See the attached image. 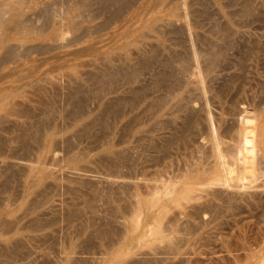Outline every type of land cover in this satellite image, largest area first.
<instances>
[{"label": "rangeland", "instance_id": "rangeland-1", "mask_svg": "<svg viewBox=\"0 0 264 264\" xmlns=\"http://www.w3.org/2000/svg\"><path fill=\"white\" fill-rule=\"evenodd\" d=\"M6 1H8L9 3V5L7 6L8 10L9 8H13L16 10L15 12H10L9 16L7 15L9 17V23L7 27L0 26L1 37L7 36L9 34L13 36L12 39L6 41L5 48H2L0 45V57H2V55L4 54V49H6L8 45L14 44L19 51L16 54L15 58L11 60V62L6 63L5 65L4 63L0 62V64H2V67L0 68V100L1 98L4 99L5 96L8 97L10 95L8 97L9 100L16 99L19 102L29 103L33 106L38 105L39 107H36L39 108L37 109V111L39 110V118H41L42 116V118L44 119L47 117L46 115L51 116L55 110L54 115L48 117V121L47 119H45L47 122L44 119H41L42 121L47 123V126L49 125L50 127H53L52 129L54 131H57V129H60V131L56 135V142H54V148L52 152H49L47 155L42 156L41 159L38 158L37 153V147L43 144V140L39 139L41 138V134H37L36 138L39 137L38 140H32V151L30 153V156L26 154L25 150H20V148L18 149L17 142L10 143L11 147L14 145V147H12L13 149H11L12 151L8 149L9 151H5V153H7L5 155L3 154V156L5 157L9 155L10 152L9 158L11 159V161L17 160V162H20L21 160V162H25L27 160L25 163L29 162L33 167L35 166V168L37 169L33 172L34 175L38 174L39 169L41 168L47 169V175L43 179L41 189L45 188V190L43 189L42 193L44 194L45 192H47L45 194L49 195V197L51 196V199L55 201V206L59 210V219L57 218L54 221L52 227H49L50 230L49 228H46L35 232L34 234L37 236V240H41L43 238V241L41 243H37V241L34 239L31 242L29 249L22 248L21 250L23 251H20L19 255L13 258L11 262V258L7 257L10 254L11 250H6L5 253H3V251L2 253L0 252L2 254H0V264L2 262H4V264L5 262L6 264H133L135 263V261L137 263L153 258L162 259L167 256L170 257L171 255L172 258L168 260L169 262H171L169 264H264V189L256 187V184L258 180H260V177L261 180H264V165L260 164L256 165L254 168H247L245 172V175H247L245 177L248 179H245L246 184L241 186L238 179L239 177L244 176L243 168L238 167V165H226V168H213L215 164V157L213 156V151H211L209 138L211 129H207V125H205L204 120L202 122L200 120V125L196 137V140L198 142L195 141L194 143V140H192L191 137L185 136V132L186 135H188V132L186 131V120L190 116L189 114L191 113V111H194L196 113V111L200 110L204 105V99H202L204 98V93H202L199 88L198 90H194L193 88L195 87L191 89V98H193V100L195 99L196 101H190L191 108L185 109L181 106V111H177L176 108L175 115L172 117V120L174 119V117L175 119L172 122L173 125L171 126H174L175 124V127H171L172 129L170 128V131L177 133L176 137H178V139L180 136L181 137L179 140H177L178 144L175 149H173V154L171 153L169 157V166L165 169L167 172H165L163 176L164 180H166V177H168L166 181L169 184L177 185L178 190L182 193L181 195H186V192L193 190L196 191V197L190 199L189 201H181L179 205H173L170 211L159 220H156L154 217L147 218L145 217V215H142L140 218L139 229L134 227L130 218L117 216L119 215V213L114 211V204H111L110 208L106 207L109 206V204H106V200L104 197L116 194L117 198L119 195H125L121 194L120 192L119 194H117L118 187L115 189V186H119L120 182H117V178L114 179V177H111L113 172L106 169L102 164L101 158H103V156H100L103 154V151H101L104 144L102 140L104 139L103 136L105 135L103 134V127L100 124H96L95 126H93L92 133L87 137L84 134L82 135V130L80 129L82 125H85L86 123L90 122L89 120H92L95 116H98L100 112V105L105 100L104 95L100 93L101 91H99V93L101 94V97L99 96V98L102 99L99 100V98L97 97L99 93L97 88L95 87L101 89L97 82V79H99L101 76V73L99 71L102 72L106 67L105 63L107 57L115 58L117 64L118 59H125V57L127 56H131L134 62L137 61L136 57L138 55H142V57L147 58V54L145 51L150 48L151 43L154 41L155 35V33L151 29L154 28V26L162 24V18H167L169 16L176 17L179 13H182L186 17V19L184 18L183 20L188 21V23H190L192 26L200 25L202 27V29L200 30V34L202 33L204 35H201V39L209 40L210 38L214 37V33L216 35H219V33L222 34L225 32L221 31L224 29H222V26H224L228 21L234 23V44L237 42L236 44H238V46L236 47L235 44L231 49L230 47H227L228 44H225V41H221V47L223 45V48L227 49H225V51H228V48L230 49V51L225 53V56L220 60L221 63L219 61L218 68L214 72V75L219 77L216 79L215 86L221 84L223 85L227 80L229 81V79H232V81L230 80L233 83L232 88L229 94L222 98L221 102L210 104L211 110L214 111H212L211 113V118L214 122L215 127L216 124L222 125L224 121L225 122L223 124V127L225 125L228 127L229 123H233H231L232 125H230L231 128L229 127L230 129L233 128V131L231 130L232 132H229L227 134V137H223L221 150L227 153L228 148H230L232 144H234L239 139V132L245 129V127L249 126V128L251 129L252 125H256L258 126V131L260 134L261 130L264 129V0H249L250 3L248 2V0H242V2L241 0H138L136 2L137 4H134V6L125 13L123 18L114 22L113 24H111V26L108 25L110 28L105 25L108 18L107 16L109 15L108 12L107 14H105L106 11L102 10L101 13H98L101 18L99 16L96 17L97 11L94 10H98L99 7H103L101 6V3L99 4L97 2L99 0H96L95 3L93 2L95 0H86V3H84L82 6L79 5L83 0H73L74 2L77 1L79 3L78 6H75L73 4V1L72 5H67V0L65 3L59 0H55L57 1L55 2V4L64 3V5H61L64 12L62 10H56L57 12L53 13V16L55 17L54 21L50 22V25L42 20V18L40 17V13L48 6L51 7L54 4V0H0V6L1 3H4ZM91 1L94 3V5H90L89 2ZM243 1L244 3L247 1L249 4L245 5L247 3L244 4ZM242 4H244L245 7L250 6L249 8L251 10H254L250 14L251 16L248 15L244 17L245 14L242 15V12L245 9V7H243L244 5ZM55 6L58 9V6ZM64 6L66 8L65 10ZM91 7L94 8L92 9ZM198 10L204 12L206 11V14H209L210 12L209 15H212V18L210 16L205 17L207 16L205 13H201L200 15V12ZM60 11L63 14L60 13ZM89 11H93L95 13L92 12L91 14L89 13ZM83 12H87L91 16L89 15L87 19L84 14L81 15V18L84 17L85 20L84 18H80V24L75 28L69 27L68 23L64 20L70 19L72 14H78L77 16L80 17V14ZM256 12H259V14ZM20 14L22 15L21 18L23 19H25V16L28 17L29 24L27 23L26 26H20L18 24V21L20 20ZM35 15L36 18H40L39 20L37 19V23L36 21L35 23L33 21L34 19H36ZM61 17H64L62 22L60 21ZM257 18L259 20H256ZM99 19L102 20V23L101 20L99 22ZM40 20L42 21V23ZM233 20L237 21L234 22ZM211 21L214 22L211 23ZM59 22L61 23V25ZM98 22L101 23L100 26L102 30L99 28ZM179 23L181 22L179 21ZM94 24L97 25L95 26ZM213 26H215V28H213ZM86 28H88V31L90 32L89 34L88 32L86 34L83 32V30L85 31ZM94 28L97 32L94 30ZM96 28H99L100 30ZM36 29L39 30L37 31ZM216 29L220 32L216 33ZM81 33L84 35H80ZM242 33H244V36L242 35L241 39L244 40V38L247 37V44L244 42L246 39L244 41L240 40ZM250 34H252V38L250 37ZM254 36H257V39ZM2 43H4V41H2ZM130 43L131 45H129ZM147 43H149L150 45H148ZM188 44H190V42ZM242 44H246V46ZM35 45H37L39 49ZM44 45H46L49 49H46L48 52L43 49L42 46ZM199 45L200 44L198 43V46ZM241 45L243 47H241ZM255 45L257 50L249 55V48L254 47ZM34 46L35 48L31 50L30 47ZM46 46H44V48ZM189 46L188 48H186L188 50H185L184 54L186 55L187 53L190 56L191 46L190 48ZM24 47L28 49L26 50V48ZM40 47L42 48V50L40 49ZM25 53H27L26 56ZM245 57L247 60L245 59ZM0 61L2 60L0 59ZM95 73L99 76V78L97 76L96 79L95 75L92 76L91 80L90 75H93ZM240 75H242V77ZM212 76L213 74H211L210 77H206L205 75H203V82L208 83L209 79ZM243 76L245 77V79ZM93 77H95V79H93ZM242 78L244 79V82ZM223 80H225V82ZM95 81L97 82V84L94 83ZM55 84L58 85V87H56ZM37 85L39 86V88L42 85L44 87L42 86L43 88L39 89ZM77 86L80 88H78ZM238 86H240V88ZM73 87L76 88L73 89ZM93 87L95 88L93 91L95 93L97 91L98 94L96 93L97 96H95L96 94L92 95L91 98L89 92L92 91L91 89H93ZM44 88L45 90L43 91ZM27 89L30 91H28ZM14 91L16 93H14ZM32 91H35L33 93L36 94L37 97H35L36 95L34 96V94H32ZM79 91L81 94H75ZM84 91L87 93H84ZM69 92H74V94ZM82 93H84L85 95ZM40 94L44 97V100L43 97L40 96ZM47 94H49V97L47 96ZM87 94L89 98L85 97L87 96ZM195 94H197V96ZM38 95L41 98H39ZM76 95L78 96L77 99L75 97ZM115 95L116 94H112L111 96ZM94 96L97 98L95 99ZM210 96L211 94L209 92L206 93L205 97ZM32 97H34V99L36 100L37 98L42 99L44 101L43 104L41 100V102H39V100H31L30 98ZM79 97L82 98L80 99ZM191 98L188 97L186 99L190 100ZM82 100H84V102ZM229 100L234 101V103L232 104V101L229 102ZM75 101L78 102L75 103ZM198 101H200V105ZM81 102L83 103L81 104ZM191 102H193V105ZM2 103L3 100L0 101V106L2 105ZM76 106H80L82 110L79 108L76 109ZM227 106L228 109L226 108ZM229 108H231V111L229 110ZM83 109L85 110L83 111ZM73 111L80 113L81 117H78V115H74L75 112L72 113ZM234 111L235 113L237 112L236 115H234ZM4 113V111H1V114ZM247 115H250L252 117V120L250 119L251 124L249 122V124H247ZM68 116H70L71 118ZM233 118H236L235 121L232 120ZM220 119L224 120L220 122ZM119 121L120 122L117 123L118 132L114 135H111L113 142L114 144L119 145L125 150L129 148L133 149V146L135 147L134 150L126 151V153H129L127 155H131V157L134 156L133 158L138 159L135 161V168H137V171L139 172L137 173V177H134V180H137V178L142 179L141 184L145 186V192H149L152 189L151 185L155 182L154 172L156 169L154 168V163L151 159L154 153L151 148L148 147V140L150 139L143 138V140L141 139V141L139 140L137 142H134L136 140L135 138H133L129 143L121 144L122 137L120 131L121 128L123 129L122 126H124V122L122 120ZM1 125L0 127L3 128V126L8 125V123H3ZM49 126L48 128H50ZM200 126H202L203 128ZM1 128V138L13 139L12 136L14 137L15 135H17V132H4L1 130ZM45 128L46 129H44V132H47L48 128L46 127V125ZM98 128H100V130ZM173 128L176 130H174ZM80 130L81 132H79ZM93 132L95 133V135ZM182 136L185 137L182 138ZM185 138L187 139V142L184 141ZM38 141L41 142L38 143ZM51 143V140H48L46 142V147L48 148ZM33 146L35 147L33 148ZM136 148L139 150H137ZM142 149L143 151H141ZM225 149L227 150L225 151ZM14 151L16 153H14ZM80 151L81 153L85 151L84 154L86 153V156L84 155V157L83 155H79ZM136 152L139 153L140 156ZM11 153L13 155H11ZM42 154L45 153L43 152ZM73 154H78V157L73 156ZM149 154L152 156H150ZM144 155L145 157H143ZM69 157H72V159L75 158L76 160H72V164H69L67 162ZM1 160L2 157H0V161ZM3 173V167H0V184L3 183V180H6V174ZM8 174L9 173H7V175ZM182 174L184 175V177H181ZM200 175L201 177L198 178V176ZM253 175L256 177L259 176V178L257 177L258 180ZM16 176H13V178H11L10 184L13 187L18 188L16 191L18 194V192H21L22 190L24 180L21 177ZM178 176L180 177V179H182L180 180ZM224 177H234V179L231 181V187L227 188L220 184L218 186V183L210 185L211 182L215 180V178L224 179ZM77 178H79L80 180H82V178H88L87 180L91 179L92 182H97L96 185H101L96 186H99V188H93L92 185L81 186L78 184V182H75L76 180H78ZM94 179H96L97 181L95 182ZM99 180H101V182ZM113 180L116 181L113 183ZM174 180H176L175 183ZM19 181L21 182L19 183ZM102 185H104L103 187L105 189L102 188ZM205 185L207 186V188ZM73 187L75 188L73 189ZM106 189L109 191H107ZM215 190H222L227 194H222L221 196L213 199L212 193H214ZM103 191H107V193H104ZM210 191L212 193H209ZM88 192H90L89 196L91 195V198L92 194L93 197L98 193L104 195L102 196L100 194L103 197V200H97V202H95L94 204L95 206L97 205V207L95 208L96 210L92 212V215L95 218L91 217V212L89 210V212L86 213V207L92 200L91 198H87L89 197L87 194ZM251 192L254 194H252ZM199 193L203 194L204 196L200 195ZM79 194H81L82 196H80ZM198 194L200 197L198 196ZM14 197L15 198L12 199V208L9 207V203H7L4 199V204V201H1L3 206L2 204H0L2 206L0 207V222L5 218H8L6 216V210L12 212L17 211L25 205L23 203L19 204L20 198L17 195ZM229 197L231 198V200H229ZM76 198L78 199V202H76ZM211 199L215 201L214 203L217 205L216 208L220 207V209H216L214 207L215 205L211 206L214 204ZM207 200L210 202H208ZM79 202L80 204L77 205ZM104 203L106 204L105 206ZM78 206L81 209L80 211H82L83 215L69 219L66 216L69 208L71 207L72 209L77 210L76 208H78ZM213 207L215 208V210ZM198 208L200 209V211L198 210ZM205 208L210 209L209 213L208 211H206L207 209L205 210ZM202 210L205 211L203 212ZM219 210H222L223 212L220 213ZM198 211L202 215V217L199 216L200 214L197 215ZM201 211L203 212V214ZM214 211L216 213H214ZM205 212L207 213L205 214ZM211 212H213V214ZM197 216H199V218H197ZM107 220H109L108 222L111 225L108 224ZM47 221H49V219L45 220V222ZM93 222L94 224H92ZM105 223L110 226V229H108V226ZM179 223H181V225ZM159 225L161 226L160 231L162 232V234H160V236L158 237L157 235H154L152 231ZM80 227L83 228L81 229ZM97 228H100L101 231H106L107 229V235L96 234ZM5 230L6 228L0 224V234L5 233V235L11 236L10 234H6L7 231ZM151 233L152 235L150 236ZM23 234H27L26 236H28V234L33 233L31 231V228H26L23 230ZM126 235V240L123 242V244H120V238ZM162 236H168L166 239L167 242H165L166 244L159 240V238H161ZM111 238L113 239V241ZM180 238L182 241L180 240ZM141 240H143V242H141ZM3 241L4 240L0 237V243ZM35 243L38 245H36ZM156 243L163 244L161 249H159V244L156 245ZM175 245H178V251L167 250V252H174V254L171 253V255L169 254L170 256L167 253L166 255L164 254V256L163 254L159 255L161 252H166V250L163 251V249H168L170 247L172 248V246L174 247ZM36 253H38L39 255L37 256ZM2 256L4 260H6L5 258H7L9 262L7 260L4 261L3 259H1ZM44 259L46 262H42L44 261Z\"/></svg>", "mask_w": 264, "mask_h": 264}, {"label": "bare ground", "instance_id": "bare-ground-1", "mask_svg": "<svg viewBox=\"0 0 264 264\" xmlns=\"http://www.w3.org/2000/svg\"><path fill=\"white\" fill-rule=\"evenodd\" d=\"M59 1L64 2V3L66 2V0L65 1L59 0ZM72 1L73 0H67V3H68L67 5H69V4L72 5ZM137 1L138 0H99L97 2L99 4L101 3L102 4L101 6H103V7H99V9H98L99 11L96 10V9L94 11H97L96 12L97 13L96 17L99 16L98 13L99 12L101 13L102 10L106 11L105 14H107V12L109 13V15L107 16L108 18H107V22H106L105 25L108 28H110L109 26H111V24H113L114 22L118 21L119 19L123 18L125 13L130 8H132L134 6V4H137L136 3ZM233 1H236V0H233ZM55 2H57V1L54 0V4H55ZM91 2H89L90 5H92V4L94 5L96 0L93 1L94 3L93 2L91 3ZM241 2H242V0H241ZM248 2H249V0H248ZM248 2L246 1L245 3H247V4H245L244 1H243V3L245 5H248L250 3V2L249 3ZM64 3L55 4V5L58 6V9H57V7L54 4L51 7L47 5L48 7L45 10L43 9V11H41V13H40L41 15L39 14L40 17L42 18V20H44L46 23H48V25H50V22H53L54 18H55L53 16V13H56L57 12L56 10H62L63 11V9H62L63 7L61 5H64ZM84 3H86V0H83L82 3H80V5H79V3L77 1L76 2L73 1V4L75 6H78V5L82 6ZM47 4H49V3H47ZM59 4H60L61 7L59 6ZM88 4H85V5H88ZM244 4H242V5H244ZM8 5H9V3H8V1H6L4 3H1V6H0V26L1 27H5V26L7 27L8 23H9V20H8L9 17L8 16H9L10 12H12V11L15 12V10H16V9H13V8H9V10H8L7 9ZM245 5L243 7H245ZM249 7H245V9L243 11L244 13L241 11L242 15L245 14L244 17L250 15L252 13V11H254V10H251ZM59 8H61V9H59ZM65 9L66 8L64 6V10ZM214 11H216V10H214ZM87 12H88V10H87ZM92 12L93 11H89V13H91V14H92ZM199 12H200V15H201V13L203 14L206 11L205 12L204 11H199ZM60 13H62V12L60 11ZM86 13H84V12L81 13L80 17L77 16L78 14L77 15H73L72 14L70 19H64V17H61L60 21L62 22V20L64 19L68 23L69 27H74L75 28V27H77V25L80 24L81 19L84 18V17L81 18V15L84 14L86 16V18L88 19L90 14L87 13L88 14V16H87ZM93 13H95V12H93ZM207 13H208V10H207ZM256 13L259 14V12H256ZM209 14H210V12H209ZM209 14H206L207 16H205V17L210 16ZM219 15H221V14H219ZM37 16H38V13H37ZM252 16H253V14H252ZM21 17H22V15L20 14V20L18 19L19 20L18 24L20 26H26L27 23L29 24L28 17L25 16L24 17L25 19H23ZM244 17H242V18H244ZM256 17H257V15H256ZM35 18H36V15H35ZM184 18L186 19L185 15H183L182 13L181 14L179 13L176 17H174V16H169L167 18L164 17V18H162V21H163L162 24L158 23L159 24L158 26H154V28L151 29L155 33V35H154V41L151 43L150 48L147 51H145L146 54H147V58L142 57V55H138L136 57L137 61L134 62L133 58H131V56H127V57H125V59L124 58L118 59V64H117V61L115 60V58L107 57L106 63H105L106 67L104 66L105 69H103L102 72L99 71L101 73L100 78H99L98 75H96V73L93 74V75H90L91 76V80H92V76L96 75V79H97V76H98L99 79H97L98 81L97 80L96 81L98 82V84L101 87V89H99L98 87H95V88H97L98 93H99V91H101L100 93H102L104 95L105 100L100 105V112H99L98 116H95L93 119L91 118L92 120H89L90 122H88V123L85 122L86 124L82 125L83 127L81 126L80 129L82 130V135L84 134L87 137L89 134L92 133L93 126H95L96 124H100L103 127L102 128V129H104L103 130V134H105L103 137H104L105 140L104 139L102 140L103 143H104L103 147H102V150H101V151H103V154L100 156V157L103 156V158H101L102 159V164H103V166L106 169H108V170L113 172L111 177H114V179L117 178L118 179L117 182H120L119 186H115V189L118 187V193L117 194H119V192H120L121 194L125 195V196H122V195L120 196L119 195L120 197L117 195L118 196L117 198H116V194L110 195L108 197H104L105 200H106V204H109V206H106V207L110 208V205L114 204V208H113L114 211L119 213V215H117V216H121L123 218H130V220L132 221L134 227L137 228V229L140 228V218H141L142 215H145V217H147V218L154 217L156 220H159V219L163 218L170 211V209H171V207L173 205H179L181 201H184V200L185 201H189L190 199L196 197V191H193V190L192 191L190 190L189 192H186V195H181L182 193L178 190V187H177L176 184H169L166 181L168 177H166V180L163 179L164 178L163 177L164 173L167 172L165 169L168 168V166H169V157H170L173 149H175V147L178 144L177 140H179L180 137H181L180 136L179 139H178V137H176L177 133H174V132L170 131L171 127H175V124H174V126H171V125H173L172 122L175 119V117H174V119L172 120V117L175 115L176 108H177V111H181V109H180L181 106H182V108L184 107L185 109L191 108L190 107V101L193 100V98H191V94H192V90L191 89L193 87H195V88H193L194 90L195 89L198 90V88H199L201 90V92L204 93V98H202V99H204L203 100L204 101V105L202 106V108L200 110L196 111V113L194 111L193 112L191 111V113L189 114L190 116L186 120V131L188 132V135H186V132H185V136L186 137H191L192 140H194V143H195V141H197L196 137H197V132H198L199 125H200V120H201V122L204 120L205 125H207V129H211L210 130V134H209V138H210V144H211V151H213V156L215 157V164H214L213 168H226V165H229V166L230 165H238V167L243 168L244 169V172H243L244 176L239 177V179H238L239 182H240V185L242 186V185L246 184L245 179H248V178L245 177L247 175V174L245 175V172H246L247 168H254L256 165H260V164L264 165V129L261 130V132L259 134L258 126L252 125L251 129L249 128V126L245 127V129H243V130H241L239 132V139L234 144H232V146L230 148H228V150L225 149V151L227 150V153H225V152H223L221 150V145L223 144V137L224 136L227 137L228 136L227 134L229 132L233 131V128L230 129L231 128L230 125H232L233 123L231 122L232 123L231 124L228 121L229 126L227 127L225 125L223 127V124L225 122L224 121L222 125L221 124H216V127H215L214 126V122H213V120L211 118L212 117L211 113H212L213 110H211L210 104H213L215 102H217V103L221 102L222 98L229 94V92L231 91V88H232V84H233L231 82L232 79H229V81L227 80L226 83H224L223 85L221 84V85L215 86L216 79L219 78V77L214 75V72L218 68L219 61L225 56V53L230 51L229 48H228V51H225L226 48L224 49L223 45L221 47V41H225V44H228L227 47H230L231 49H232V46H234L237 43L236 42L234 44V35H233V33H235V32H233V29H234L233 24L234 23L228 21L224 26H222V29L223 28L224 29L221 30V31L222 32L225 31L224 33L221 34V33H219L220 31H217V29H216V33H219V35H216L213 32L214 33L213 34L214 37H212V38H210L208 40V39H201L200 38L201 35H204L202 33L200 34V30L202 29V27L200 25L196 26L194 24L195 26H192L190 23H188V21L183 20ZM37 19L38 18H36L34 20L31 19V20H33L34 23H35V21L37 23L40 18L38 20ZM94 19H96V18H94ZM251 19H252V17H251ZM259 19H260V17H259ZM259 19L257 18L256 20H259ZM84 20H85V18H84ZM100 20L101 19H99V22H100ZM40 21H39V23H40ZM179 21L181 23H179ZM233 21L235 22L237 20H233ZM246 21H247V19H246ZM99 22H98V25H99V28L101 29L100 24L102 23V20H101V23H99ZM213 22L211 21V23H213ZM41 23H42V21H41ZM242 23H243V21H242ZM35 25H37V24H35ZM60 25H61V23H60ZM94 25L96 26L97 24H94ZM102 27H103V24H102ZM99 28H96V29L100 30ZM213 28H215V26H213ZM105 29H107V28H105ZM94 30H95V28H94ZM231 30H232V32H231ZM83 32L85 34L87 32H88V34L90 33L88 31V28H86L85 31L83 30ZM243 34L244 33H242L241 37H240L241 41H244L247 38L246 37V38H244V40H242L241 38H242ZM252 34H250L251 38H252ZM80 35H84V34L81 33ZM261 35H263V34H261ZM78 36H79V34H78ZM0 37H1V35H0ZM12 37L13 36L10 35V34L7 35V36H2L0 38L1 47L5 48L6 41H9L10 39H12ZM74 38H77V37H74ZM238 38H239V35H238ZM2 41H4V43H2ZM247 41H248V39H246L244 42L247 44ZM186 42H187V44H186ZM189 42H190V44H188ZM198 43L200 44L199 45L200 47L198 46ZM65 44H66V42H65ZM147 44L150 45L149 43H147ZM246 44H242V45L246 46ZM56 45H58V44H56ZM129 45H131V43ZM189 45L191 46V52H190L191 54H190V56L187 53H186V55L184 54L185 50H188L186 48H188ZM242 45H241V47H243ZM35 46L39 49V47L37 45H35ZM35 46L34 47H30L31 50L33 48H35ZM44 46H46V45H44ZM44 46H42L43 49H45V50L48 49L47 46L45 48H44ZM190 46H189V48H190ZM237 46H238V44H236V47ZM24 48H26V47H24ZM55 48H56V46H55ZM27 49L28 48H26V50ZM40 49L42 50L41 47H40ZM45 50H43V51H45ZM131 50H130V52H131ZM141 50H143V49H141ZM256 50H257L256 45L254 47H250L248 54L250 55V54L254 53ZM18 51L19 50L16 48V46L14 44L13 45H8L6 47V49H4V54L2 55V57H0V59L3 62L2 61H0V62L4 63V65L6 63H8V62H11V60H13L15 58L16 54L18 53ZM134 51H135V49H134ZM35 52H36V50H35ZM26 55H27V53H25V56ZM249 57H247V58H249ZM245 59H246V57H245ZM220 63H221V61H220ZM244 63H245V60H244ZM1 67H2V64H0V68ZM11 74H13V73H11ZM211 74H213V76L209 79V81L207 80L208 83L203 82V75H205L206 77L207 76L210 77ZM240 76L242 77V75H240ZM93 79H95V77H93ZM244 79H245V77H244ZM244 79H243V82H244ZM47 81H48V79H47ZM96 81L94 83L97 84ZM223 81L225 82V80H223ZM49 83H50V81H49ZM78 84H80V83H78ZM91 84H93V83H91ZM42 86L40 88L44 87V86L43 87ZM56 87H58V85H56ZM238 87L240 88V86H238ZM33 88H34V86H33ZM38 88H39V86H38ZM59 88H60V85H59ZM75 88L73 87V89H75ZM78 88H80V87H78ZM95 88L93 87V89H91L92 91L89 92V94L91 95V98H92V95H95L97 93V91H96V93L93 91ZM44 90H45V88L43 89V91ZM28 91H30V90H28ZM35 91H36V88H35ZM35 91H32V94H34L33 92H35ZM69 91H70V89H69ZM209 92H210L211 96L210 97H205L206 93H209ZM14 93H16V92L14 91ZM69 93H73L74 94V92H69ZM77 93H80V91L76 92L75 94H77ZM84 93H87V92L84 91ZM84 93H82V94H84ZM100 93H99L98 96H97V94L95 96H97L99 98V96L101 95ZM23 94H24V92H23ZM112 94H116V95L115 96H111ZM35 95L36 94H34V96ZM48 95L49 94H47V96ZM84 95H83V97H84ZM195 95L197 96V94H195ZM40 96L43 97L41 94H40ZM80 96H82V95H80ZM95 96H94V98L96 99L97 97H95ZM8 97L5 96L4 99L1 98V100H0V101L3 100V103L0 106V125L3 124V123L4 124L8 123V125H5V126H3V128H1V127L0 128L4 132H6V131L7 132H9V131L17 132V135H15L14 137L12 136L13 139H11V138L10 139L9 138L4 139V138L0 137V157H2V160L0 161V167H3L4 173L6 174V176H5L6 180L5 181L3 180V183L0 184V202L4 199L7 203H9V207L12 208V206H13L12 205L13 204L12 203V199L15 198L14 196L17 195L20 198L19 204L20 203L25 204L21 209H18L17 211H13L12 212V211L6 210L5 212H6V214H7L6 216L8 218H5L4 220H2L0 222V224L6 228V230H5V231H7L6 234H10L11 235V236H8V235H5V233L0 234L1 239L4 240L3 242H1L2 244L0 243V252L2 253V251H3V253H5L6 250H11L10 254L7 256V257L11 258L10 259V262H11L13 260V258H15V257H17L19 255L20 251H23V250H21L22 248L23 249H26V248L29 249L31 242L34 239L37 241V243H41L43 241V238L41 240H39V239L37 240V236L34 233L39 231V230H43V229L49 228L50 226L52 227L54 221L59 217V215H58L59 210L56 208L55 203H54L55 201L51 199V196L49 197V195H46L45 193H47V192H45L44 194L42 193L43 189L45 190V188H43V189H41V188H42L43 179L47 175V169L46 168H41V169H39L38 174L34 175L33 172L36 171L37 169L35 168V166L33 167L32 164L29 163V162L25 163L27 160L25 162H23V161L21 162V160H20V162H17V160H15V161L12 160L11 161V159L9 158L10 152H9V155H7L5 157L3 156V154L5 155L7 153V152L5 153V151H7L8 149H10V150L13 149L12 147H14V145L11 147L10 143L17 142L18 143V149L20 148V150H25L26 154L28 156H30V153L32 151V140H34V141H35V139L38 140L39 137L36 138V136H37V134L38 135L41 134L40 135L41 138H39V139L43 140V144H41V146L37 147L38 158L41 159L42 156L47 155L49 152H52V150L54 148V142H56V135L58 134L60 129L59 130L57 129V131L56 130L54 131L52 129L53 127H50L48 125L50 127V128H48L47 123H46L49 120L48 117H51L52 115H54L55 110H54V112H53V114L51 116L50 115H46L47 117L45 119H47V121L44 118H42V116H41V118L46 121V122H44V121H42L41 118H39V113H38L39 110L37 111V109H39V108H37V107H39L38 105H36L37 106L36 107V106H33V105L29 104V103L19 102L16 99L9 100ZM35 97H37V95ZM38 97H39V95H38ZM41 97H39V98H41ZM75 97L77 99L78 96L76 95ZM85 97L89 98L88 94ZM188 97H190L191 99L190 100L186 99ZM87 98H86V101H87ZM30 99L31 100L33 99L35 101L39 100V102L42 101V104L44 102L43 101L44 97H43V100L42 99H38V98L36 100V99H34V97H32ZM100 99H102V98H99V100ZM82 101L84 102V100H82ZM193 101L196 102L195 99ZM230 101H232V100H229V102ZM45 102H46V100H45ZM77 102L75 101V103H77ZM83 102H81V104ZM198 102H199V105H200V101H198ZM191 103L193 105V102H191ZM231 103L233 104L234 101H232ZM77 108L81 109L80 106H78V107L76 106V109ZM178 108H179V110H178ZM226 108L228 109V106ZM231 108H233V107H231ZM231 108H229V110ZM84 110L85 109H83V111ZM1 111H4L5 113L1 114ZM226 111H228V110H226ZM230 111H228V112H230ZM74 112L75 111H73L72 113H74ZM78 112H75L74 115H78V117H81L80 113H78ZM81 113H82V111H81ZM236 113L234 111V115H236ZM55 114H57V113H55ZM71 114H70V116H71ZM198 114H199V116H198ZM231 115H233V114H231ZM70 116H68V117H70ZM247 116L248 117L246 118L247 119L246 121H247V124H249L250 123V119L252 117L250 115H247ZM235 119L236 118H233L232 120L235 121ZM119 120H122L124 122V126H122L123 129L121 128V131H120L121 137H122L121 144L122 143L123 144L124 143H129V142H131V140L133 138H135V140H136L134 142H137L139 140L141 141V139L143 140V138L144 139L145 138H149L150 139V140H148L149 141V143H148L149 146L148 147H150L151 150L154 153L153 157H151V159H152V162L154 163V168H156V169H155V172H154L155 182L151 185L152 189L149 192L148 191L145 192L146 191V189H144L145 186H143L141 184V180L142 179L137 178V180H134L135 179L134 177L135 176L137 177V173L139 172V171H137V168H135V161L138 160V159L133 158L134 157L133 155H132L133 157H131V155L130 156L127 155L129 153L128 152L126 153V151L134 150L135 147L133 146V149L129 148V149L125 150L124 148L120 147L117 144H114V142H113V139H112L111 135H114V134H116L118 132L117 123L120 122ZM223 120L220 119L219 121L222 122ZM56 121H57V119H56ZM50 124H52V123H50ZM45 125L48 128L47 132H44V129H46ZM176 127H177V125H176ZM200 127H202V126H200ZM57 128H59V127H57ZM98 129L100 130V128H98ZM81 130L79 132H81ZM174 130H176V129H174ZM96 132H98V131H96ZM202 134H203V132H202ZM94 135H95V133H94ZM185 136H182V138H184ZM48 140H51L52 143L47 148L46 147V142ZM71 140H72V138H71ZM98 140H99V138H98ZM186 140L187 139L185 138L184 141L187 142ZM39 142H41V141H38V143ZM34 147L35 146H33V148ZM140 148H142V147H140ZM137 150H139V149H137ZM65 151H66V149H65ZM141 151H143V149ZM43 152L45 154H42ZM84 152L81 153V151H80L79 155H83V156L85 155L86 156V153L84 154ZM14 153H16V152L14 151ZM76 153H79V152H76ZM137 154H139V153H137ZM11 155H13V154L11 153ZM77 155L73 154V156H75V157H78ZM145 155L143 157H145ZM83 156H79V157H83ZM139 156H140V154H139ZM139 156H136V157H139ZM150 156H152V155H150ZM205 158H207V157H205ZM175 159H174V161H175ZM207 159H209V158H207ZM72 160L75 161L76 159L75 158L72 159V157H69L67 162L69 164H72ZM49 161H51V160H49ZM49 161H48V163H49ZM32 162H34V161H32ZM140 163H142V162H140ZM33 165H34V163H33ZM38 165H39V163H38ZM6 171H7V173H9L8 175H7ZM16 175H18V176H16ZM13 176L21 177L24 180L23 181L24 184L22 185V190H21V192H18L19 195L16 192L18 188H15V187H13L10 184V180H11V178H13ZM182 176L184 177L183 174L181 175V177ZM76 177H78V176H76ZM200 177H201V175L198 176V178H200ZM254 177H256V176H254ZM257 177L259 178V176H257ZM83 178H82V180L77 178L79 181L76 180L75 182H78V184L81 185V186L92 185L93 188L94 187L95 188H99V186L101 185V184L100 185L97 184L99 186L96 187L97 186L96 185V183H97L96 179H94L95 182H96V183H94V182L91 181V179L87 180L88 178L87 179H83ZM258 178H257V180H258ZM153 179H154V177H153ZM179 179H180V177H179ZM233 179H234V177H224V179L215 178V180L213 182H211L210 185L218 183V186L220 184V185L228 188V187H231V185H232L231 181ZM18 180H19V178H18ZM177 180H178V178H177ZM257 180H255V181H257ZM99 181L101 182V180H99ZM115 181L113 180V183ZM175 181L176 180H174V183H175ZM20 182L21 181H19V183ZM107 182H108V180H107ZM113 183H112V185H113ZM171 183H172V180H171ZM18 186H16V187H18ZM103 186L104 185H102V188H104ZM92 187H91V189H92ZM256 187L264 189V180H261V177H260V180H258V182L256 184ZM74 188L75 187H73V189ZM206 188H207V186H206ZM39 189H41V190H39ZM107 191H109V190H107ZM107 191L106 192L103 191V192L107 193ZM83 192H82V194H83ZM99 192H100V190H99ZM89 193L90 192L87 193L88 196H89ZM209 193H212V192L210 191ZM225 193L226 192L222 191V190H215L214 193H212L213 199L216 198V197H219V196H221L222 194H225ZM257 193H258V190H257ZM100 194L99 193L95 194L94 197H93V194H92V198H91V195L89 197H87L88 199H90V198L92 199L89 202L88 206L86 207L87 208L86 213L90 211L91 212V217H94L92 215V212H94L96 210L95 208L97 207V205L96 206L94 205L95 202H97V200H103L102 196H104V195L101 194L102 195L101 196ZM199 194H198V196H199ZM252 194H254V193H252ZM79 195L82 196L81 194H79ZM200 195H203V194H200ZM230 197H231V194H230ZM229 200H231V198ZM233 200H234V198H233ZM5 201L3 202V204L5 203ZM88 201H87V203H88ZM211 201H213V200L211 199ZM76 202H78V199L76 200ZM208 202H210V201H208ZM214 202L215 201H213V203ZM100 203H101V201H100ZM0 204H2V202ZM3 204H2V206H3ZM79 204H80V202L77 205H79ZM106 204L104 203V206ZM184 205H185V203H184ZM204 205H205V203H204ZM2 206L0 205V207H2ZM211 206H214L216 208L217 205L214 203ZM215 208H214V210H215ZM76 209L78 211L74 210V209H72L70 207L69 210L67 211V215L66 216L69 219H72V218H75L77 216L83 215L82 211H80L81 209L79 208V206ZM113 209H112V211H113ZM216 209H220V207L216 208ZM198 210L200 211L199 208H198ZM205 210L208 211V213H209L210 209L205 208ZM222 210L221 211L219 210L220 213L223 212ZM199 211H198L197 215L200 214ZM203 212H202V214H203ZM206 213L207 212H205V214ZM211 213L213 214V212H211ZM214 213H216V212L214 211ZM106 215H110V214H106ZM84 216H85V214H84ZM199 216L202 217L201 214ZM199 216H197V218H199ZM47 219H49V221L45 222V220H47ZM108 221L109 220H107V222ZM173 221H175V220H173ZM92 224H94V222ZM105 224L108 226V224H110V223L108 222V224L107 223H105ZM179 224L181 225V223H179ZM109 227L110 226H108V229H110ZM26 228H29V229L31 228V231H32L33 234H28V236H26L27 234L26 235L23 234V230L26 229ZM100 228L99 229L97 228V230H96L98 233L94 230L96 232V234L107 235V232H108L107 229H106V231L105 230L101 231ZM111 228H112V226H111ZM49 230H50V228H49ZM98 230L100 231V233H99ZM160 230H161V226L159 225V226L155 227L152 232H153L154 235H157L159 237L160 234H162V232ZM5 231H3V232H5ZM151 235H152V233L150 234V236ZM167 237L166 236H162L161 238H159V240L164 242V244H166L165 242H167V240H166ZM126 238H127V235L122 237V238H120L119 243L123 244V242L126 240ZM180 240H181V238H180ZM112 241H113V239H112ZM141 242H143V240H141ZM33 244H34V242H33ZM157 244H159V243H156V245ZM181 244H182V242H181ZM36 245H38V244H36ZM162 245L163 244H161V243L159 244V246H160L159 249H161ZM153 249H155V248H153ZM164 250H166V252ZM167 250L168 251L169 250L170 251H176V250L178 251V245H175L174 247L172 246V248L170 247L168 249H163L164 252H161L159 255L163 254V256H164V254L166 255V253L168 255L169 254L171 255V253L174 254V252L170 253V252H167ZM28 252H29V250H28ZM36 254H37V256L39 255L38 253H36ZM68 257H69V255H68ZM43 258H44V256H43ZM170 258H172V255L170 257L167 256V257H164L162 259H157V258H153V259H150V260L149 259L148 260L145 259L146 261L137 262V263L135 261V263L136 264H159V263L160 264H169V263H171V262L168 261ZM1 259H3V256H2ZM5 259L7 260V258H5ZM6 260H4V261H6ZM42 262H46L45 259ZM2 263L4 264V262H2ZM135 263H133V264H135ZM5 264H6V262H5Z\"/></svg>", "mask_w": 264, "mask_h": 264}]
</instances>
